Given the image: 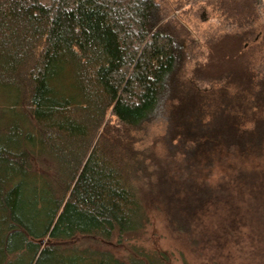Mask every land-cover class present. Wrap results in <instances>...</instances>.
<instances>
[{"label":"trees","instance_id":"1","mask_svg":"<svg viewBox=\"0 0 264 264\" xmlns=\"http://www.w3.org/2000/svg\"><path fill=\"white\" fill-rule=\"evenodd\" d=\"M182 1L229 26L185 79L151 0H0V264H170L143 243L149 208L189 232L225 198V151L264 146L259 0ZM156 128L172 177L146 163Z\"/></svg>","mask_w":264,"mask_h":264},{"label":"rangeland","instance_id":"2","mask_svg":"<svg viewBox=\"0 0 264 264\" xmlns=\"http://www.w3.org/2000/svg\"><path fill=\"white\" fill-rule=\"evenodd\" d=\"M151 1L158 5L153 11L155 17L157 18L156 11L160 17L157 21L155 19L157 25L152 19V26L165 27L173 33V45L182 55L180 75L185 79L197 58L204 60L206 40L211 36H224L229 30L228 23L219 11H215L204 1L193 5L182 0ZM258 12L260 21L264 24V0H259ZM219 84L221 83L214 85ZM199 86L203 89L210 88L213 83L202 81ZM108 121L116 124L114 118L109 117ZM158 130L152 129L150 137L142 145L146 149V163L148 168L155 165L172 177L177 173L164 170L172 165L161 154L163 150L157 143L161 136ZM217 169L213 174L215 179L210 177L211 184L216 188L220 183V180L216 181V174L218 176L219 171L224 172ZM223 169L225 181L221 183L225 182V198H219L216 207H211L203 214L202 219L193 222V228L189 232H177L169 224V215L165 209L149 208L150 224L143 238L146 248L166 254L170 264H264V146L249 157L234 150L225 151ZM154 178L156 177L152 179ZM149 182V178H144L141 182L145 184L143 191L149 188ZM77 241L83 246L111 248L118 257L125 256L124 246L116 241L105 243L99 240L92 243L91 238L87 237Z\"/></svg>","mask_w":264,"mask_h":264}]
</instances>
